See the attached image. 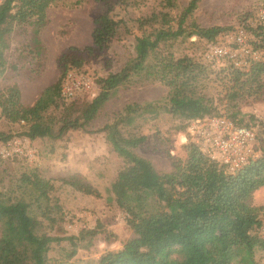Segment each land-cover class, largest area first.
Returning a JSON list of instances; mask_svg holds the SVG:
<instances>
[{"label":"trees","instance_id":"1","mask_svg":"<svg viewBox=\"0 0 264 264\" xmlns=\"http://www.w3.org/2000/svg\"><path fill=\"white\" fill-rule=\"evenodd\" d=\"M56 1H0V75L7 67L4 52L12 31L31 24L33 44L38 48V33L46 22L47 8ZM97 1L102 3V11L93 20L91 45L86 47L89 52L108 48L120 27L125 25L122 18L113 16L114 0ZM201 1L188 0L176 26L169 11L160 10L138 18V27L148 26L150 30L135 37V56L118 71L98 77V92L90 100L77 102V96L71 100L61 97L64 70L30 105L21 102L16 84L0 91L1 114L12 122H26L23 135L32 140L60 137L68 129L85 127L120 86L134 81L139 84L159 81L169 87L167 107L153 102L127 104L112 127L103 128L112 150L124 162L108 190L115 204L125 212V223L133 235L123 241L120 248L103 252L97 264H232L234 261L259 264L255 252L264 250V238L259 232L263 215L258 213V207L251 205V198L255 190L264 186V121L237 119L235 113L228 115L240 124L254 127L259 140L258 156L234 173L226 172L221 164L187 139L185 157H173L168 172L157 170L150 160L135 151L147 137L124 134L117 128L119 123L121 127L132 124L136 116L144 113L157 115L161 109L186 120V126L192 119L222 114L216 113L209 99L196 90L206 68L204 63L188 56L175 57L166 48L179 38L197 36L205 40L206 49L227 29L201 27L194 21L187 25L189 28L185 26L186 18ZM160 4L170 10L176 6V0H160ZM246 30L251 46L261 53L248 69H238L223 60L228 63V73L235 83L260 82L264 74V22L259 21L252 32ZM74 64L79 66L80 62L74 61ZM60 105H66L65 114L57 121L55 133L54 121H45L43 113L50 106L58 108ZM75 108L78 115L71 118L69 110ZM10 138L11 134L0 132L1 142ZM19 181L20 193L13 199L4 198L0 192V264H47L50 244L63 239L72 246L66 254L70 258L76 252L77 240L98 233L96 228L82 229L78 235L64 237L47 233L43 229L44 221L52 227L63 220L52 180L33 172L22 173ZM59 181L84 194L100 196L98 189L78 176Z\"/></svg>","mask_w":264,"mask_h":264},{"label":"rangeland","instance_id":"2","mask_svg":"<svg viewBox=\"0 0 264 264\" xmlns=\"http://www.w3.org/2000/svg\"><path fill=\"white\" fill-rule=\"evenodd\" d=\"M187 2L176 0V6L168 10L161 7L160 0H114L113 16L122 18L125 25L120 27L108 48L89 52L86 47L91 45L93 20L102 11V3L97 0H57L47 8L46 22L38 33V48L33 44L31 24L16 27L10 34L4 52L7 67L0 75V91L16 84L21 102L30 105L45 87L56 81L61 71L64 70L65 75L76 70L93 82L88 91L78 93L77 102L90 100L98 92L97 78L118 71L133 59L135 37L149 32L148 26L138 27L137 19L152 12L169 11L176 26ZM261 12H264V0H202L184 24L189 28L187 25L194 21L201 27L227 28L217 36V40H226L240 26L252 32ZM205 43L197 36L184 37L166 48L175 57L188 56L195 62L204 63L206 68L196 90L209 99L216 113H235L237 119L264 121V74L260 82L235 83L228 73L227 62L214 64L205 61ZM74 61H79L80 65ZM168 97L169 87L159 81L145 84L134 81L120 86L85 127L68 129L60 137L32 140L23 135L26 122L8 120L0 108V132L11 134L9 140L0 141V192L4 198L13 199L19 195L22 173L36 172L52 180L53 192L62 209V221L52 227L44 221L43 229L47 233L64 237L78 235L82 229L98 230L93 237L77 240L76 252L70 258L66 257L72 247L69 241H53L47 253V264H97L103 252L120 248L122 242L133 235L125 223V212L115 204L108 190L124 162L112 150L103 128L105 125L112 127L127 104L153 102L167 107ZM66 105L50 106L43 113L45 121H54L55 133ZM76 110H69L71 118L78 115ZM186 122L161 109L157 115L144 113L136 116L132 124L121 127L119 123L117 128L124 134L145 135L146 141L135 151L150 160L157 170L168 172L173 157H185L184 144L189 141L185 136ZM71 176L89 182L99 190L100 196L61 185L60 178ZM251 205L258 207V213L263 215L264 186L254 191ZM255 259L264 264V250H256ZM232 264L239 263L234 261Z\"/></svg>","mask_w":264,"mask_h":264},{"label":"built area","instance_id":"3","mask_svg":"<svg viewBox=\"0 0 264 264\" xmlns=\"http://www.w3.org/2000/svg\"><path fill=\"white\" fill-rule=\"evenodd\" d=\"M259 21L264 22V12L259 14ZM249 39L248 31L238 27L228 39L221 38L208 44L204 59L214 64L228 60L238 69H248L251 62L260 57ZM92 84L87 75L76 70L69 71L61 81L60 95L64 100H71L79 92L88 91ZM186 133L189 141L197 144L204 154L221 164L228 173L236 172L259 154L256 148L259 140L255 128L240 124L225 114L192 119L186 126ZM259 232L264 238V212Z\"/></svg>","mask_w":264,"mask_h":264}]
</instances>
